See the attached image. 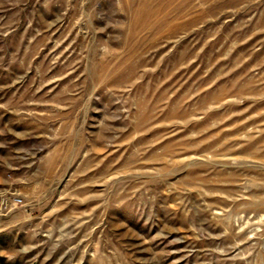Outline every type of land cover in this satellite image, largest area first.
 I'll return each mask as SVG.
<instances>
[{
	"label": "rangeland",
	"instance_id": "obj_1",
	"mask_svg": "<svg viewBox=\"0 0 264 264\" xmlns=\"http://www.w3.org/2000/svg\"><path fill=\"white\" fill-rule=\"evenodd\" d=\"M0 264H264V0H0Z\"/></svg>",
	"mask_w": 264,
	"mask_h": 264
}]
</instances>
